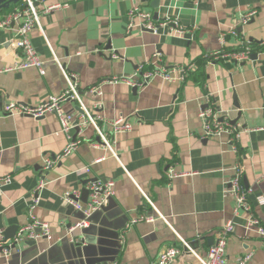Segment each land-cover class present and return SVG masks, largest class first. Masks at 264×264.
<instances>
[{
	"label": "crops",
	"instance_id": "crops-1",
	"mask_svg": "<svg viewBox=\"0 0 264 264\" xmlns=\"http://www.w3.org/2000/svg\"><path fill=\"white\" fill-rule=\"evenodd\" d=\"M54 2L68 7L41 15L49 45L37 29L29 36L43 61L42 72L0 73V176L11 177L0 196V230L9 236L6 240L27 221L44 158L56 157L67 142L54 112L37 119L6 116L1 111L6 101L35 105L58 96L67 88L63 70L76 76L85 108L106 119L124 117L132 129L109 134L116 157L92 145L97 138L93 127L70 131L82 142L46 172L48 184L34 209L49 224L51 239L25 242L8 259L0 254V264H152L160 251L181 246L179 238L190 249L181 246L173 264H200L191 250L205 256L231 220L236 224L226 246L228 263L250 252L247 264H264V238L248 226L246 214L233 216V197H223L232 167L241 164L251 214L264 225V0H47ZM134 5L149 11L154 22L178 18L195 29L182 37L169 34L167 27L157 33L129 30L128 11ZM250 11L254 14L243 22ZM240 48L257 52V59L210 60L214 52ZM20 59L14 32L0 29V66ZM161 65L185 66L184 79L167 82L156 76L136 91L110 81L133 76L139 66ZM92 88L100 94L90 93ZM207 94L242 131L234 148L225 135L202 138L198 113ZM76 106L71 100L62 104L78 116ZM82 168L89 172L78 174ZM94 179L113 181L114 194L97 215L89 247L80 255L61 242L67 224L78 220L62 194L80 191L84 203L82 189ZM141 215L152 221L132 223Z\"/></svg>",
	"mask_w": 264,
	"mask_h": 264
},
{
	"label": "built area",
	"instance_id": "built-area-1",
	"mask_svg": "<svg viewBox=\"0 0 264 264\" xmlns=\"http://www.w3.org/2000/svg\"><path fill=\"white\" fill-rule=\"evenodd\" d=\"M190 1H193L194 4L197 3V0ZM67 7L68 3L66 2L47 3V0H21L8 12L0 14V29H9L14 32L15 44L20 50L21 56L18 62L10 66H0V73L22 71L29 68H34L42 72L43 61L30 42V33L33 29H37L49 45L41 28L40 17L43 14L62 10ZM253 14L254 11L247 12L242 16V21H248ZM166 27L169 34L180 37L189 34L195 29L194 26L189 28L183 26L178 18L166 17L163 20L154 22L152 14L140 8L138 5L132 6L128 11L129 30L138 28L140 30L157 33L160 28ZM224 35L225 34H221V41ZM262 46H264V42ZM250 54L251 51L249 48H240L237 50H220L212 53L209 57L210 60L238 63L249 59ZM111 56L114 58L117 57L114 52L111 53ZM54 60L61 68L60 62L55 57ZM62 73L66 80L67 88L58 96H49L43 102L35 105L9 99L1 106L2 114L6 116L25 115L37 119L44 116L46 113L54 112L60 125V132L67 138L65 147L56 157H46L43 160L41 173L34 189L31 203L28 207L26 223L19 226L16 234L10 240H6L2 234V230H0V254L6 259L11 257L13 253H19L21 251V245L27 241H37L41 238L51 239L49 224L40 220L34 214V209L39 203V192L48 184V180L45 178L46 172L50 170L58 160L72 154L82 142V138L80 137H71L69 134L70 131L77 129L78 133H81L87 126L93 127L97 138L92 142V145L95 147H102L107 150L111 156L116 157L117 153L112 147L109 134L116 135L132 129V123L124 117L106 119L101 113H91L82 103L81 92L76 76L63 70ZM185 73V66H172L166 68L161 65L150 70H143V67L139 66L133 76L113 77L110 81L121 82L132 88L136 87L139 89L144 87L149 80L156 76L167 82H175L177 80H183ZM89 92L100 94L96 88L90 89ZM68 100L74 101L79 105L82 111L80 115L78 114V116H75L63 109L62 104ZM204 105L205 106L198 113L199 117L203 120L202 138H216L225 135L228 142H231L233 147L240 138L242 131L231 124L229 119L224 117L221 112L216 110L215 104L212 103L210 99V94L204 95ZM242 171L243 167L239 163L232 167V176L226 182V188L223 190V197L232 196L234 200L233 216H238L240 213L246 214L248 226L256 230V233L264 238V225L251 214V203L249 201L250 189L245 188L241 184ZM77 172L78 174L81 172L88 173L89 169L82 168L81 170H77ZM173 176H176V174ZM10 181V176H0V196L3 194V187L9 184ZM113 186L114 182L111 180L94 179L88 181L85 186L88 190L87 201L85 203H81L80 201V191L67 190L63 192L62 199L74 209L81 211L84 216L82 219L75 220L70 227L67 228L68 234L89 226V222L86 218L92 212L108 204L109 199L114 194ZM259 201L263 202L262 200ZM137 221H152V218L141 215L133 220L132 223ZM235 224L236 223L231 220L221 228L215 241L206 251L205 256H201L194 250H191V253L200 264H229L226 246L229 237L234 232ZM70 241L76 242L78 239L70 238ZM179 241L181 246L190 249L188 242L184 239L179 238ZM181 246L173 245L160 251L152 264H173L181 252ZM251 256L252 254L248 252L238 257L233 264H247Z\"/></svg>",
	"mask_w": 264,
	"mask_h": 264
},
{
	"label": "water",
	"instance_id": "water-1",
	"mask_svg": "<svg viewBox=\"0 0 264 264\" xmlns=\"http://www.w3.org/2000/svg\"><path fill=\"white\" fill-rule=\"evenodd\" d=\"M20 1L21 0H0V13L2 11H5V10L11 8L12 6L18 4ZM157 1L158 0H154L155 4L157 3ZM257 57H258L257 52H251V54L249 55V58L251 60H255V59H257ZM132 90L136 91L137 88L133 87ZM233 105L236 107V109H239L238 103L235 102ZM76 110H77L79 115L82 113L81 108L79 107L78 104L76 106ZM239 114H240V112H238V115ZM233 121L234 120H232L231 123H233ZM87 196H88V190L84 187L82 189V199H81L82 201H84V203L87 201ZM107 208H108V205L92 212L86 218L87 221L89 222L88 227L82 228L80 230H75L71 234L64 235L63 238L61 239V242L67 241L69 243V245L72 246V248L76 250L77 253H79L80 255L84 254V251L89 247V244L91 242V236L90 235L92 234V232L94 230V225L97 222L96 217H97V215L104 213ZM75 214H76L78 220L82 219L84 217L81 211L77 210L75 212ZM67 225H68L67 228H69L71 224H67ZM70 238L78 239V241L71 242ZM5 239H9V236H7L6 234H5ZM35 242L36 241H32V240L27 241V243H30L33 245L35 244ZM92 263H94V262H92ZM92 263H89V264H92Z\"/></svg>",
	"mask_w": 264,
	"mask_h": 264
},
{
	"label": "trees",
	"instance_id": "trees-1",
	"mask_svg": "<svg viewBox=\"0 0 264 264\" xmlns=\"http://www.w3.org/2000/svg\"><path fill=\"white\" fill-rule=\"evenodd\" d=\"M10 9H11V8H10ZM10 9H9V10H10ZM7 11H8V10H7Z\"/></svg>",
	"mask_w": 264,
	"mask_h": 264
}]
</instances>
